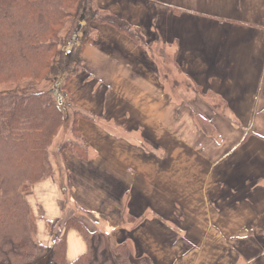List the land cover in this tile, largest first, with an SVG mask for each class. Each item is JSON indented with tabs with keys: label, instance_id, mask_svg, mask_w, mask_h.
Wrapping results in <instances>:
<instances>
[{
	"label": "crops",
	"instance_id": "crops-1",
	"mask_svg": "<svg viewBox=\"0 0 264 264\" xmlns=\"http://www.w3.org/2000/svg\"><path fill=\"white\" fill-rule=\"evenodd\" d=\"M92 6L143 42L90 23L66 85L86 157L65 151L34 184L44 218L64 211L152 264H264V0ZM63 187L59 212L44 198ZM63 234L70 263L87 244Z\"/></svg>",
	"mask_w": 264,
	"mask_h": 264
},
{
	"label": "trees",
	"instance_id": "trees-1",
	"mask_svg": "<svg viewBox=\"0 0 264 264\" xmlns=\"http://www.w3.org/2000/svg\"><path fill=\"white\" fill-rule=\"evenodd\" d=\"M91 22L107 23L143 42L137 29L113 14L99 13L92 0H0V83L18 86L17 81L27 78L49 85L65 71L66 89L70 76L82 67L81 54L91 34ZM76 42L69 50L61 49ZM64 107L49 88L0 92V264H115L101 235L76 219L66 220L64 230L76 229L87 250L70 263L65 259L64 234L53 238L47 251L39 248L32 235L30 208L19 190L25 183L49 176L46 148L67 118ZM78 115L83 114L73 112L74 141L69 149L85 158V144L77 141ZM113 252L127 264H152L146 257H133L121 243Z\"/></svg>",
	"mask_w": 264,
	"mask_h": 264
},
{
	"label": "rangeland",
	"instance_id": "rangeland-1",
	"mask_svg": "<svg viewBox=\"0 0 264 264\" xmlns=\"http://www.w3.org/2000/svg\"><path fill=\"white\" fill-rule=\"evenodd\" d=\"M84 22H82L83 24ZM69 24V23H68ZM68 24L62 29L61 35H64L66 28L68 27ZM78 36H81V32L78 33ZM73 45H77V42L75 44H67L61 47L62 50L66 51L73 47ZM67 72L63 71L61 72L55 80L50 83L49 85L46 84V82L38 81V82H31L27 78L20 79L18 82V86H16V83H0V92L4 90H11V91H20L24 92L26 91H36L38 89H48L52 93V97L56 99L57 95L56 93H60L64 95V104L66 107H64V111H66V115L68 114V100L66 99V89L63 88V82L64 78L66 77ZM68 106H67V105ZM72 134V126L71 122L69 123L67 119L65 118L60 127L58 128L55 135L52 137L48 147L46 148L47 151V158L51 167V172L48 177H50L54 173V166L59 165V168H62V163L64 162V152L69 151L72 152L74 155H76L71 149H69L74 141ZM64 146V148H62ZM77 156V155H76ZM54 165V166H53ZM64 174V170H62ZM47 177V178H48ZM45 178V179H47ZM43 179V180H45ZM41 180V181H43ZM39 181V182H41ZM25 183L20 186V193L24 197V199L27 201L29 208H30V218H31V224H32V235L34 240L36 241L39 248L44 251L48 250L49 246L51 245V242L53 238L57 236H61L64 232V211L61 213V218L58 219H50L45 217L43 215V212L41 211V205L40 202L42 199H36V196L34 194V184L39 183ZM56 187V185H55ZM63 190L61 193V197L58 196V199L56 196H53L52 200H49V198H44L46 202L49 205L57 206V211L62 210L64 205V194L67 193L65 191L64 187L61 189ZM57 192H59L57 190ZM66 192V193H64ZM60 195V192L59 194ZM54 211V208H51V211ZM108 250V249H107ZM109 254H111V257L113 258V261L115 264H127V260L123 258L121 255H117L112 250H108Z\"/></svg>",
	"mask_w": 264,
	"mask_h": 264
},
{
	"label": "water",
	"instance_id": "water-1",
	"mask_svg": "<svg viewBox=\"0 0 264 264\" xmlns=\"http://www.w3.org/2000/svg\"><path fill=\"white\" fill-rule=\"evenodd\" d=\"M59 102H60V100H59Z\"/></svg>",
	"mask_w": 264,
	"mask_h": 264
}]
</instances>
